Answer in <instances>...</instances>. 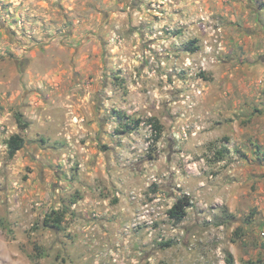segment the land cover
Wrapping results in <instances>:
<instances>
[{"label": "clouds", "instance_id": "clouds-1", "mask_svg": "<svg viewBox=\"0 0 264 264\" xmlns=\"http://www.w3.org/2000/svg\"><path fill=\"white\" fill-rule=\"evenodd\" d=\"M0 264H264V0H0Z\"/></svg>", "mask_w": 264, "mask_h": 264}]
</instances>
